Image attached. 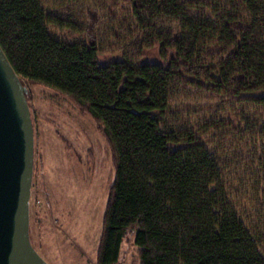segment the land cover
Returning <instances> with one entry per match:
<instances>
[{"label": "trees", "instance_id": "obj_1", "mask_svg": "<svg viewBox=\"0 0 264 264\" xmlns=\"http://www.w3.org/2000/svg\"><path fill=\"white\" fill-rule=\"evenodd\" d=\"M85 1L0 0V45L110 148L96 264H264V0Z\"/></svg>", "mask_w": 264, "mask_h": 264}, {"label": "rangeland", "instance_id": "obj_2", "mask_svg": "<svg viewBox=\"0 0 264 264\" xmlns=\"http://www.w3.org/2000/svg\"><path fill=\"white\" fill-rule=\"evenodd\" d=\"M66 35L64 30L58 36L70 39ZM122 58L121 53H99L103 64ZM143 62H162L158 48L149 50ZM29 86L35 119L31 242L49 264H96L115 179L110 148L91 117L70 98L42 85ZM133 248L131 234L123 244V264Z\"/></svg>", "mask_w": 264, "mask_h": 264}, {"label": "water", "instance_id": "obj_3", "mask_svg": "<svg viewBox=\"0 0 264 264\" xmlns=\"http://www.w3.org/2000/svg\"><path fill=\"white\" fill-rule=\"evenodd\" d=\"M26 94L0 45V264H49L30 237L35 136Z\"/></svg>", "mask_w": 264, "mask_h": 264}]
</instances>
